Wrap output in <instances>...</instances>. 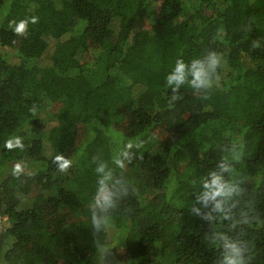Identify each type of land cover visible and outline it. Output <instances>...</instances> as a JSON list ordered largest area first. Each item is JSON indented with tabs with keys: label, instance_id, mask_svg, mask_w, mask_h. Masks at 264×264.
Segmentation results:
<instances>
[{
	"label": "trees",
	"instance_id": "trees-1",
	"mask_svg": "<svg viewBox=\"0 0 264 264\" xmlns=\"http://www.w3.org/2000/svg\"><path fill=\"white\" fill-rule=\"evenodd\" d=\"M82 50L106 54L102 82ZM208 51L211 88L173 92ZM223 158L241 192L209 223L189 209ZM101 160L129 192L95 233ZM0 216V264H217L213 231L264 264V0H0Z\"/></svg>",
	"mask_w": 264,
	"mask_h": 264
},
{
	"label": "clouds",
	"instance_id": "clouds-1",
	"mask_svg": "<svg viewBox=\"0 0 264 264\" xmlns=\"http://www.w3.org/2000/svg\"><path fill=\"white\" fill-rule=\"evenodd\" d=\"M220 66L221 57L215 51H208L205 55L187 62L178 59L166 76V84L173 92L185 84L195 90H207L211 88ZM16 144L20 146L19 139L16 140ZM123 155L126 159L129 158L127 152ZM118 163L123 168V163ZM61 167L63 168L64 165L61 164ZM231 171V164L223 158L217 163L215 169L201 178L200 189L195 194L189 209L191 215L209 223H212L219 215L227 216L230 202L241 192L238 179H226L225 174ZM95 172L97 191L90 208L91 227L95 233H100L108 225L109 212L117 206L122 197L127 196L129 185L123 178L113 177L108 165L102 160L96 163ZM206 240L220 248L217 264H247V243L244 240L222 231L211 232L206 236ZM97 249L101 254L107 251V248L99 243Z\"/></svg>",
	"mask_w": 264,
	"mask_h": 264
},
{
	"label": "rangeland",
	"instance_id": "rangeland-1",
	"mask_svg": "<svg viewBox=\"0 0 264 264\" xmlns=\"http://www.w3.org/2000/svg\"><path fill=\"white\" fill-rule=\"evenodd\" d=\"M156 20L157 18L155 16L146 17L145 18L146 27H150ZM80 57L82 58V60L84 61L88 60L90 62L89 67L86 70V75L89 81L92 84H97L99 82H102L105 79V75H106V54L105 53L96 54L93 51L86 53L84 50H82L80 52ZM61 105H62V100H60L54 105V112L57 111L61 107ZM57 123L58 121L55 118V116L48 117L43 120L44 127H52V126H55ZM217 125H220V123H217L214 126H217ZM207 128L209 130L210 127H207ZM114 146L117 148L118 145L114 144ZM8 224H9V221L7 219V216H0V232L6 226H8Z\"/></svg>",
	"mask_w": 264,
	"mask_h": 264
}]
</instances>
